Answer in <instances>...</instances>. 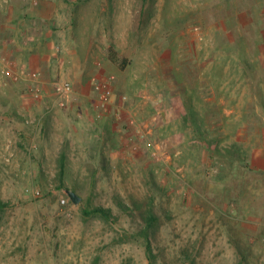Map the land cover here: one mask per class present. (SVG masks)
<instances>
[{
  "label": "rangeland",
  "instance_id": "374dc122",
  "mask_svg": "<svg viewBox=\"0 0 264 264\" xmlns=\"http://www.w3.org/2000/svg\"><path fill=\"white\" fill-rule=\"evenodd\" d=\"M77 21L101 40L97 67L71 71L67 50L46 71L33 44L51 28L72 48ZM107 77L114 95L101 111L94 82ZM56 80L111 118L116 159L100 147L65 160L43 153L55 136L33 142V101L55 100ZM262 116L264 0H0V264H150L145 231L155 264H264V176L244 128ZM96 206L112 218L84 212Z\"/></svg>",
  "mask_w": 264,
  "mask_h": 264
},
{
  "label": "crops",
  "instance_id": "0c3cea01",
  "mask_svg": "<svg viewBox=\"0 0 264 264\" xmlns=\"http://www.w3.org/2000/svg\"><path fill=\"white\" fill-rule=\"evenodd\" d=\"M74 27L76 28L74 32L77 31L78 36L76 39H71L73 42L72 48H67L68 40L65 38L59 42L58 38L55 37L57 35L51 32V28L46 29L45 35L38 37L35 43L33 42V58L39 57L46 71H49L46 66L50 67L53 62L56 67H59L58 65L64 66V57L67 50L73 53L72 57L74 60L71 61V71L83 75L85 72L97 67V58L99 57L97 53L101 40L89 34V27L85 28L78 21ZM40 29L41 27L37 26L35 31L42 33L43 31L40 32ZM59 50L61 53L58 52ZM83 87L85 85L82 80L76 84V89ZM38 101V103L33 101V142L35 139H37V142H41L47 136H55L54 142H45L43 144V153L49 154L52 151L55 154H58V152L62 153V155L74 153L77 155L78 161L83 162L94 153L93 150L95 148L100 149L102 147L103 150H100V154L107 153L106 156L109 161L119 156L120 150H118V146L120 144L117 142L119 138L114 131V124L111 123V118L108 115L101 116L102 118L99 119L94 116L95 102L93 100L84 96H72L68 99L67 108L64 109L59 107L56 99L53 101ZM75 106L80 107V110H83V107L86 106L84 109L86 114L83 116L75 115L72 110L76 108ZM237 119L241 120L242 118L239 116ZM251 121H255V123L250 122L248 125H244L245 130L251 133V140L248 141L251 145V165L264 176V117ZM52 127L60 129V133L54 132ZM242 130L235 134L237 143L242 140ZM62 135L68 136L62 137ZM56 139H60L63 142L61 148L57 147L56 149L55 146L59 145ZM37 142L36 144L38 145ZM64 146L68 150H64ZM71 149H74V152Z\"/></svg>",
  "mask_w": 264,
  "mask_h": 264
},
{
  "label": "built area",
  "instance_id": "2783aa9c",
  "mask_svg": "<svg viewBox=\"0 0 264 264\" xmlns=\"http://www.w3.org/2000/svg\"><path fill=\"white\" fill-rule=\"evenodd\" d=\"M22 74H26V70H22ZM31 77H33V80L36 81V84L33 86V92L37 99H40L43 95L44 89L42 86V81L40 78V72L33 71L32 73H29ZM111 78L107 77V79L102 81H95L94 86L96 90V102L97 107L101 111H107L110 107V104L112 102V98L114 95L113 88L111 86ZM54 88L56 90V101L57 104L60 107H66L68 104V99L73 91V85L68 80H56L53 82ZM127 96H124V99H126ZM39 192V191H38Z\"/></svg>",
  "mask_w": 264,
  "mask_h": 264
},
{
  "label": "trees",
  "instance_id": "16d2710c",
  "mask_svg": "<svg viewBox=\"0 0 264 264\" xmlns=\"http://www.w3.org/2000/svg\"><path fill=\"white\" fill-rule=\"evenodd\" d=\"M109 58L113 62L121 64V66H125L126 63H127L126 62L127 60H125V59L121 61L120 54L112 47L109 49ZM66 157H67V154H64L63 158L65 160H66ZM65 170H66V164H65L64 161H62L61 168H60V176H61V181L63 183H65L64 182ZM84 212L86 214L100 213L106 218H112V210L108 209L106 207H103V206H96V207H93V208H85ZM154 220H155V215H151L150 217H148L149 227L153 224ZM144 236H145V241H146L147 255H148V258L150 260V264H155V261H156V258H157V254H156V252L154 250V246H153V242H152V239H151V235H150V233L148 231H145L144 232Z\"/></svg>",
  "mask_w": 264,
  "mask_h": 264
},
{
  "label": "water",
  "instance_id": "95a60500",
  "mask_svg": "<svg viewBox=\"0 0 264 264\" xmlns=\"http://www.w3.org/2000/svg\"><path fill=\"white\" fill-rule=\"evenodd\" d=\"M67 192L75 203L80 201L81 196L75 190L68 189Z\"/></svg>",
  "mask_w": 264,
  "mask_h": 264
}]
</instances>
